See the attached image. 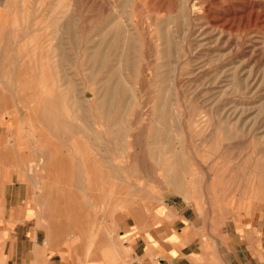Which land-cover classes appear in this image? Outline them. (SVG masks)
Returning a JSON list of instances; mask_svg holds the SVG:
<instances>
[{"label": "rangeland", "instance_id": "obj_1", "mask_svg": "<svg viewBox=\"0 0 264 264\" xmlns=\"http://www.w3.org/2000/svg\"><path fill=\"white\" fill-rule=\"evenodd\" d=\"M113 24L131 38L119 44L120 59L110 58L134 94L121 99V127L104 126L93 104L77 105L83 90L99 87L87 81L86 59ZM0 32V175L40 174L47 142L70 154L64 148L80 140L81 162L90 158L96 176L89 198L81 167V220L95 226L98 243L120 238L132 208L148 216L167 199L264 207V0H0ZM158 87L169 97L168 114L156 110ZM34 89L36 100L26 104L52 102L67 125L60 135L26 110ZM85 121L105 134L93 138Z\"/></svg>", "mask_w": 264, "mask_h": 264}, {"label": "crops", "instance_id": "obj_2", "mask_svg": "<svg viewBox=\"0 0 264 264\" xmlns=\"http://www.w3.org/2000/svg\"><path fill=\"white\" fill-rule=\"evenodd\" d=\"M68 145L70 154L44 148L40 174L9 168L0 175V264H264V207L167 199L148 216L145 207L132 208L120 238L98 243L95 226L81 220V167H88L90 198L95 164H82L80 145Z\"/></svg>", "mask_w": 264, "mask_h": 264}, {"label": "bare ground", "instance_id": "obj_3", "mask_svg": "<svg viewBox=\"0 0 264 264\" xmlns=\"http://www.w3.org/2000/svg\"><path fill=\"white\" fill-rule=\"evenodd\" d=\"M57 21H58V19H57ZM66 28H67V32L70 35L74 32V30H75L74 29V19H73V21H68V23L66 24ZM100 34L102 36L101 37V40L98 43L94 44V46H93V52H92L93 54L92 55H88V57L86 59L87 60V65L90 64V63L93 64V65H91L90 74L87 76V81H89L92 84H95V83L96 84H99V87L92 88V89H90V91H84L83 90V92H82V99H78L77 100V105L79 106L80 109H83L84 103H87L89 105L90 104H93L95 106V109H97V113H99V117L101 119L100 122H102L104 124V126L108 125V123H113V124L118 125V126L121 127V123L123 122L122 117H121L122 116L121 114L127 111V107L125 105H121L120 102H122V100L126 99L127 97L134 98V94L131 91L130 87L129 86L127 87L125 85V81H122L121 79L116 78V74H117V72H119V66H116L114 64H111L110 63V58H111V60H113V59H115V57L118 56L117 58L120 59L122 57V54H121V52H118V48L120 46L119 44L121 42L128 43L129 44L131 38L130 37H127V30L125 28H123L122 26H120L119 24H113L109 28L104 29ZM6 38H8V37H6ZM103 45H105V48L107 50V53L102 51ZM19 48L21 50V47H19ZM22 48H24V47H22ZM34 49L36 50V48H34ZM6 52L7 51H5V53ZM18 52H20V51H18ZM21 52H22V50H21ZM33 54H35V53H33ZM25 58H28V57L25 56ZM33 58L35 59V57H33ZM1 59H3V58H1ZM18 59H21L20 54H19ZM46 66H47V64H46ZM127 67H128L129 73H132L133 74V72L135 71L134 64L131 61L130 62H127ZM24 68H25L24 65H19V64L16 65V70H17L18 75H20V76L24 75V73H25ZM26 68H28V67H26ZM102 68H105V72H106V75L104 77H100L99 76V73H100V71H101ZM46 70H49V69H46ZM43 73H45V72H42V74ZM47 76H48V73L46 74V77ZM15 77H17V76H15ZM28 77H29V75H28ZM32 79L33 78L31 77L29 80L31 81ZM41 79H42V77H41ZM49 79H51V78H49ZM23 82H25V81H23ZM49 84L51 85L52 83H49ZM46 87L47 86H45L44 88L46 89ZM33 91H35V89ZM33 91L31 93H29L27 96L24 97V103L25 104L28 103L29 101H35L36 100L35 98H36V91L37 90L35 92H33ZM154 97H155V100L157 101V108H156V110L162 112L163 114H168L169 113V104H168L169 97L166 95V90L165 89H161L160 87H158L156 89V91H155ZM117 99H118L119 104L117 102ZM0 101H1V94H0ZM10 102H12V101H10ZM62 107H63V105H62ZM11 108H12V106H11ZM25 108L29 112H36V113H38L39 114V119L43 123V125H45L49 129H52V131H54V133L56 135H60V132L61 131H63V130L65 131L66 130L67 125H66V123H64V121L62 122L60 120L61 117L58 116V110L53 106L52 102L51 103H48V104H44L43 107L41 106L40 108H38V103L36 101L33 106H29L28 104H26L25 105ZM28 111H27V113H28ZM19 113H20V111H19ZM17 116H18V114H17ZM8 119L9 120L10 119L11 120H14V117L13 116H10V117H8ZM34 120H36V118ZM30 121H32V120H30ZM86 122L87 121H85V123ZM31 126L34 127L33 124ZM86 127L88 128L89 133H92L94 135L93 138H95L100 133L101 134H105V132L107 130L105 128V130H103L102 132H99L97 128H94L89 123L86 125ZM91 127H93L94 129H92ZM7 128H8V130H10V126L9 125H8ZM2 138L0 139V151H1V146H2ZM79 141L80 140L77 141V144L78 145L80 144ZM47 143L49 144V142H47ZM94 162H95V160H94Z\"/></svg>", "mask_w": 264, "mask_h": 264}]
</instances>
